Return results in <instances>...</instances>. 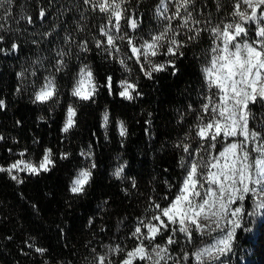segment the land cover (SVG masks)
Masks as SVG:
<instances>
[{"label":"snow or ice","instance_id":"6c2138e0","mask_svg":"<svg viewBox=\"0 0 264 264\" xmlns=\"http://www.w3.org/2000/svg\"><path fill=\"white\" fill-rule=\"evenodd\" d=\"M143 4L144 0H78L63 6L61 17L74 9L78 15L70 23L63 19V27L54 24L32 33L31 44L39 48L47 43L49 55L38 56L16 71L15 93L28 92L31 104L49 112L63 104L60 131L67 136L78 127L79 107L95 104L101 89L134 102L143 97L138 79L132 78L134 66L148 81H156L161 73L176 76L177 61L184 58L185 50L199 47L206 37L208 47L196 56L202 58L199 104L189 103L177 114L176 123L184 130L172 146L181 176L176 185L165 182L169 191L176 188L175 194H165V204L149 197L145 215L137 217L128 234L135 241L133 247L114 243L99 251L92 248L88 264H229L238 233L253 231L251 224L264 217V113L257 115L253 110L254 106L264 109V0H228L227 6L216 0L215 11L223 15L215 20L198 0H157L154 24L147 31L140 11ZM47 15L41 7L40 21ZM93 18L99 23L91 24ZM21 21L29 26L35 23L18 0H0V56L19 54L17 40L4 45L11 33L21 31L13 26ZM90 45L126 75L120 79L107 75L101 83L92 64L81 56L93 50ZM6 107L0 99V111ZM189 114L191 122L186 119ZM146 123L150 125L151 120ZM110 124V112L105 109L101 127L107 130ZM116 128L123 141L128 135L124 121H116ZM78 156L80 165L67 187L72 198L87 196L98 167L91 143ZM18 157L0 166V173H7L17 184L24 183L21 174L40 176L57 165L51 148H45L38 161L26 149ZM58 159L70 161L72 153L60 152ZM127 167V161L118 163L111 175L121 180ZM25 246L39 257L49 251L32 238Z\"/></svg>","mask_w":264,"mask_h":264},{"label":"trees","instance_id":"16d2710c","mask_svg":"<svg viewBox=\"0 0 264 264\" xmlns=\"http://www.w3.org/2000/svg\"><path fill=\"white\" fill-rule=\"evenodd\" d=\"M215 2L198 0V5H207L205 11L210 12L214 20L223 15L216 13ZM221 2L225 6L228 4V0ZM75 3L78 0H18V4L24 5L33 16L35 23L29 26L21 21L20 25H13L21 31L11 33L4 47L15 39L20 43V52L18 55L0 56V99L7 103L6 109L0 111V136L3 137L0 140V166L6 167L18 159V153L25 149L28 156L36 161L45 148H51L57 154V165L51 172L40 176L21 174L23 184L12 181L7 173H0V264H43L45 259L49 264H88L92 248L99 251L104 245L114 243L131 248L135 241L128 239V234L137 217L145 215L149 197L165 204L163 196L171 197L176 192L175 187L169 191L165 182L176 185L181 176L177 167V151L172 146L184 130L176 123L177 114L189 103L199 104L202 58L197 59L196 56L208 47L206 37L199 47L185 50L184 58L177 61L179 73L176 76L161 73L156 81H148L134 66L132 78L138 79L143 93V97L134 102L109 96L106 89H101L95 104L79 107L78 127L67 136L60 131L63 104L49 112L31 104L28 92L15 93L16 71L38 56L49 55L47 43H42L39 48L31 44L32 33L48 30L54 24L63 27V19L70 23L78 13L74 9L61 17V8ZM156 3L157 0H144L140 9L144 15L145 31L154 24ZM41 7L48 13L44 22L38 16ZM97 23L99 20H91V24ZM90 47L93 50L81 56L92 64L101 83L107 75L114 79L126 75L118 64L105 61L94 46ZM75 63L77 61L74 60ZM105 109L111 118L107 130L101 127V114ZM253 110L257 115L264 113L259 106H254ZM186 119L191 122L192 115ZM118 120L124 121L128 130L123 141L116 128ZM148 120H151L150 125L146 123ZM89 143L93 145L98 164L94 181L87 196L72 198L67 191L69 177L80 165L78 152L87 148ZM63 151L72 153L70 161L58 159ZM124 161L128 163L124 178L117 180L111 173L118 163ZM132 180L136 181L135 188ZM246 208L251 210L250 201ZM251 227V232L238 233L235 254L229 264H264V217L252 223ZM30 238L49 250L45 257H39L25 246V241Z\"/></svg>","mask_w":264,"mask_h":264},{"label":"rangeland","instance_id":"374dc122","mask_svg":"<svg viewBox=\"0 0 264 264\" xmlns=\"http://www.w3.org/2000/svg\"><path fill=\"white\" fill-rule=\"evenodd\" d=\"M232 256V255H231ZM231 256H229L227 259H228V261L230 260V258H231Z\"/></svg>","mask_w":264,"mask_h":264}]
</instances>
